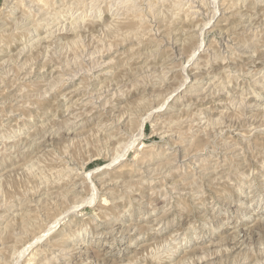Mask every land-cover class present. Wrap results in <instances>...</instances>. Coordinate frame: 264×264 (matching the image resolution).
I'll return each mask as SVG.
<instances>
[{
	"label": "rangeland",
	"instance_id": "1",
	"mask_svg": "<svg viewBox=\"0 0 264 264\" xmlns=\"http://www.w3.org/2000/svg\"><path fill=\"white\" fill-rule=\"evenodd\" d=\"M0 264H264V0H0Z\"/></svg>",
	"mask_w": 264,
	"mask_h": 264
},
{
	"label": "bare ground",
	"instance_id": "2",
	"mask_svg": "<svg viewBox=\"0 0 264 264\" xmlns=\"http://www.w3.org/2000/svg\"><path fill=\"white\" fill-rule=\"evenodd\" d=\"M201 3H202V2H201ZM204 5H205V4H204ZM252 9H253V8H252ZM201 11H202V10H201ZM214 14H215V13H214ZM38 15H39V14H38ZM30 16H31V15H30ZM214 16H215V15H214ZM26 19H27V18H26ZM28 19H29V18H28ZM39 22H40V21H39ZM40 25H41V24H40ZM67 26H68V25H67ZM75 26H76V25H75ZM71 28H72V27H71ZM26 31H27V30H26ZM73 35H74V34H73ZM40 42H41V41H40ZM181 45H182V44H181ZM199 49H200V48H199ZM192 57H193V56H192ZM40 75H41V74H40ZM187 80H188V78H187ZM182 86H183V85H182ZM84 87H85V86H84ZM110 87H111V86H110ZM49 90H50V89H49ZM163 106H164V105H163ZM30 148H31V147H30ZM6 151H7V150H6ZM39 183H40V182H39ZM96 194H97V193H96ZM96 194H95V195H96ZM96 197H97V196H96ZM46 198H47V197H46ZM92 198H93V197H92ZM91 201H92V200H91ZM34 205H35V204H34ZM37 205H38V204H37ZM26 213H27V212H26ZM55 222H56V221H55ZM55 222H54V224H56ZM51 225H52V224H51ZM49 230H50V229H49ZM51 230H52V228H51ZM47 231H48V230H47ZM49 232H50V231H49ZM47 233H48V232H47ZM43 234H44V233H43ZM48 234H49V233H48ZM45 236H46V234H45ZM45 236H44V237H45ZM41 237H42V236H41ZM44 237H43V239H44ZM38 238H39V237H38ZM40 240H42V239H40ZM37 241H38V240H37ZM34 242H35V241H34ZM114 243H115V242H114ZM34 244H35V243H34ZM39 244H40V243H39ZM24 250H25V249H24ZM24 250H23V251H24ZM33 255H34V254H33ZM37 255H38V254H37ZM48 257H49V256H48Z\"/></svg>",
	"mask_w": 264,
	"mask_h": 264
}]
</instances>
